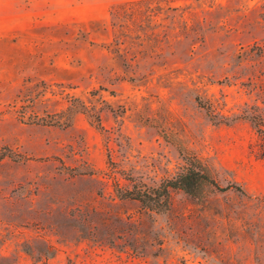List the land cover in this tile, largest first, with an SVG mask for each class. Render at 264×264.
<instances>
[{"label":"rangeland","instance_id":"obj_1","mask_svg":"<svg viewBox=\"0 0 264 264\" xmlns=\"http://www.w3.org/2000/svg\"><path fill=\"white\" fill-rule=\"evenodd\" d=\"M0 264H264V0H0Z\"/></svg>","mask_w":264,"mask_h":264},{"label":"trees","instance_id":"obj_2","mask_svg":"<svg viewBox=\"0 0 264 264\" xmlns=\"http://www.w3.org/2000/svg\"><path fill=\"white\" fill-rule=\"evenodd\" d=\"M208 189L226 191L235 189L247 195L246 190L239 184H231L222 187L212 176L210 169L203 165L199 159L194 158L190 166L177 176L163 181L159 186L152 188L134 187L131 190L122 192V197L139 201L145 208L156 213H165L170 209L171 190H182L192 197L202 199ZM50 256L55 254V248L51 246Z\"/></svg>","mask_w":264,"mask_h":264}]
</instances>
